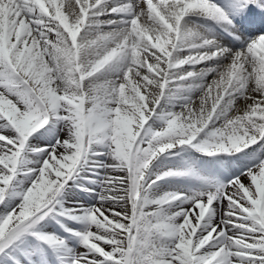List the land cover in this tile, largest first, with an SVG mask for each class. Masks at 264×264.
<instances>
[{
  "label": "snow or ice",
  "instance_id": "snow-or-ice-1",
  "mask_svg": "<svg viewBox=\"0 0 264 264\" xmlns=\"http://www.w3.org/2000/svg\"><path fill=\"white\" fill-rule=\"evenodd\" d=\"M0 264H264V0H0Z\"/></svg>",
  "mask_w": 264,
  "mask_h": 264
}]
</instances>
